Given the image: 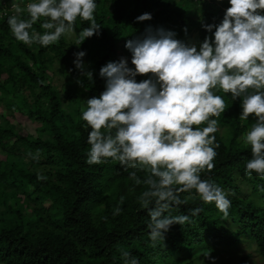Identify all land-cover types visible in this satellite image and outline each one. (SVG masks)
Here are the masks:
<instances>
[{
    "label": "trees",
    "instance_id": "16d2710c",
    "mask_svg": "<svg viewBox=\"0 0 264 264\" xmlns=\"http://www.w3.org/2000/svg\"><path fill=\"white\" fill-rule=\"evenodd\" d=\"M14 2L23 8L32 0H0V264H126L123 252L130 253L129 264L133 258L138 264H264V177L246 173L251 150L238 138L254 117L240 120L241 99L218 93L227 108L215 133V167L202 173L227 193L228 215L214 203L204 204L194 190L181 193L186 203L167 214L203 211L172 225L155 246L148 210L138 203L144 186L118 162L86 163L90 129L82 110L105 90L100 68L121 57L134 68L125 43L149 26L171 30L188 44L197 35L199 48L205 37L214 39L202 25H218L228 0H96L98 35L75 45L89 26L77 20L71 37L48 47L14 38L7 23ZM144 13L152 19L138 22ZM40 23L34 28L42 33ZM79 51L86 52L93 81L73 63ZM20 121L29 125L23 128ZM117 206L122 211L114 216ZM243 244H255L258 254L226 258Z\"/></svg>",
    "mask_w": 264,
    "mask_h": 264
},
{
    "label": "clouds",
    "instance_id": "9594fccd",
    "mask_svg": "<svg viewBox=\"0 0 264 264\" xmlns=\"http://www.w3.org/2000/svg\"><path fill=\"white\" fill-rule=\"evenodd\" d=\"M228 2L218 25H202L214 39L205 37L199 48L163 27L149 26L143 34L128 39L125 48L134 68L125 57L102 66L99 75L106 81L105 90L89 98L82 110V120L90 129L86 163L118 162L136 185L144 186L138 203L148 210L153 246L165 240L172 225H184L190 216L203 211L196 208L190 215L167 214L173 206L186 203L181 193L194 190L204 204L214 203L228 215L231 201L227 193L211 179H202V173L215 167L219 147L215 133L227 108L218 93L241 99L240 120L254 117L238 139L251 150L246 173L264 177V0ZM11 8L10 31L26 45L57 44L61 37L75 33L77 20L89 22L79 32L77 46L101 29L95 18L96 0H32L23 8L14 2ZM136 19L143 22L152 16L144 13ZM38 21L42 33L34 28ZM74 55L76 69L93 81V72L84 64L86 52ZM138 76L149 78L138 82ZM76 82L86 88L83 80ZM139 172L144 173L143 178ZM38 179L46 177L38 174ZM123 203L121 197L119 204ZM121 211L117 206L113 215ZM129 256L122 253L126 264ZM130 264L138 261L133 258Z\"/></svg>",
    "mask_w": 264,
    "mask_h": 264
},
{
    "label": "rangeland",
    "instance_id": "374dc122",
    "mask_svg": "<svg viewBox=\"0 0 264 264\" xmlns=\"http://www.w3.org/2000/svg\"><path fill=\"white\" fill-rule=\"evenodd\" d=\"M189 44H195L198 48V45H199L198 36L194 35L193 38L191 39V41L189 42ZM21 124L23 125V128L27 127L29 125V124L25 123V121L21 122ZM247 189H248L247 187L244 188V190H247ZM248 252H251L253 256H256V254H258L256 251L255 244H243L240 247H238L236 250H233L231 252H227L226 258L230 257L232 259H236L237 256L246 254Z\"/></svg>",
    "mask_w": 264,
    "mask_h": 264
}]
</instances>
